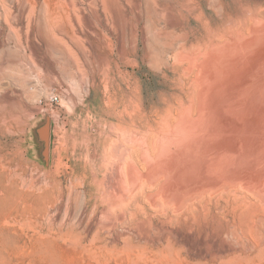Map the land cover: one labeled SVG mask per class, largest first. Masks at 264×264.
I'll list each match as a JSON object with an SVG mask.
<instances>
[{
  "label": "rangeland",
  "instance_id": "1",
  "mask_svg": "<svg viewBox=\"0 0 264 264\" xmlns=\"http://www.w3.org/2000/svg\"><path fill=\"white\" fill-rule=\"evenodd\" d=\"M182 1L0 0V264L220 263L197 253L215 243L153 208L142 215L141 195L117 183L139 150L118 133L124 104L138 82L147 109L169 93L146 66L161 48L149 7ZM116 190L126 191L122 209ZM145 232L155 240L141 241Z\"/></svg>",
  "mask_w": 264,
  "mask_h": 264
},
{
  "label": "bare ground",
  "instance_id": "2",
  "mask_svg": "<svg viewBox=\"0 0 264 264\" xmlns=\"http://www.w3.org/2000/svg\"><path fill=\"white\" fill-rule=\"evenodd\" d=\"M201 1L149 7L161 48L146 66L169 93L147 109L138 82L124 104L118 133L139 150L117 183L141 195L142 215L153 208L164 224L215 243L212 254L197 250L202 258L264 264V0H232L231 10L227 0ZM118 191L120 207L126 191Z\"/></svg>",
  "mask_w": 264,
  "mask_h": 264
},
{
  "label": "crops",
  "instance_id": "3",
  "mask_svg": "<svg viewBox=\"0 0 264 264\" xmlns=\"http://www.w3.org/2000/svg\"><path fill=\"white\" fill-rule=\"evenodd\" d=\"M34 154L37 159H47L49 157V145H48V137L46 135L44 142L39 145H35Z\"/></svg>",
  "mask_w": 264,
  "mask_h": 264
},
{
  "label": "built area",
  "instance_id": "4",
  "mask_svg": "<svg viewBox=\"0 0 264 264\" xmlns=\"http://www.w3.org/2000/svg\"><path fill=\"white\" fill-rule=\"evenodd\" d=\"M48 100L51 104H58L60 101L59 97L56 95H51Z\"/></svg>",
  "mask_w": 264,
  "mask_h": 264
}]
</instances>
